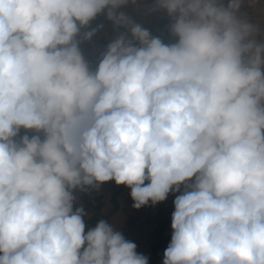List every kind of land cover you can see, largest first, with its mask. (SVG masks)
<instances>
[{"label":"clouds","instance_id":"1","mask_svg":"<svg viewBox=\"0 0 264 264\" xmlns=\"http://www.w3.org/2000/svg\"><path fill=\"white\" fill-rule=\"evenodd\" d=\"M0 0V264H148L78 192L174 199L163 264H264V28L246 0ZM120 32L95 69L80 44ZM21 130H24L21 135Z\"/></svg>","mask_w":264,"mask_h":264},{"label":"crops","instance_id":"2","mask_svg":"<svg viewBox=\"0 0 264 264\" xmlns=\"http://www.w3.org/2000/svg\"><path fill=\"white\" fill-rule=\"evenodd\" d=\"M137 23L149 29L153 36H159L165 43H174L176 38L169 31L170 18L164 10L144 8L135 12L130 8L121 9ZM242 11L248 19L264 28V0H246ZM103 24V28L90 41L80 44L81 51L90 67L95 69L106 46L125 29H114L112 22L100 15L92 27ZM25 134L21 130V135ZM180 193H170L163 202L147 205L150 214L144 215L123 195L105 183L98 190L78 192V204H82L88 215L85 217L86 231L100 219H105L122 233L126 240L137 245V252L148 257V264H163L164 251L172 238V213L174 199Z\"/></svg>","mask_w":264,"mask_h":264},{"label":"built area","instance_id":"3","mask_svg":"<svg viewBox=\"0 0 264 264\" xmlns=\"http://www.w3.org/2000/svg\"><path fill=\"white\" fill-rule=\"evenodd\" d=\"M154 4V0H137L136 4L129 3L126 7L130 8L131 10H134L135 12H139L140 10L144 8H152V5ZM113 189H119L122 191L123 195L128 199L129 202L133 204V201L130 197V189L123 186V185H116L114 181L107 182ZM144 215L150 214V209L146 206H143L139 209H137Z\"/></svg>","mask_w":264,"mask_h":264}]
</instances>
